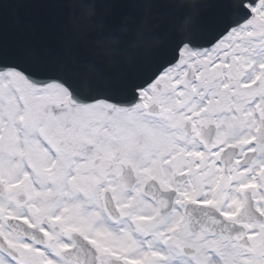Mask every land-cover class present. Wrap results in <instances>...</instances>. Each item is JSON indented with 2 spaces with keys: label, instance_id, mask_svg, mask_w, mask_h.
I'll return each instance as SVG.
<instances>
[{
  "label": "snow or ice",
  "instance_id": "6c2138e0",
  "mask_svg": "<svg viewBox=\"0 0 264 264\" xmlns=\"http://www.w3.org/2000/svg\"><path fill=\"white\" fill-rule=\"evenodd\" d=\"M0 264H264V0H0Z\"/></svg>",
  "mask_w": 264,
  "mask_h": 264
}]
</instances>
